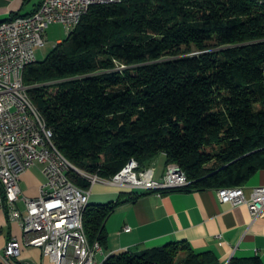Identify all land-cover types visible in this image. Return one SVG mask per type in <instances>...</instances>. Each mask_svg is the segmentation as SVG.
<instances>
[{"label": "trees", "instance_id": "1", "mask_svg": "<svg viewBox=\"0 0 264 264\" xmlns=\"http://www.w3.org/2000/svg\"><path fill=\"white\" fill-rule=\"evenodd\" d=\"M23 83L54 146L83 173L110 179L131 159L143 170L162 155L164 170L187 177L185 190L200 191L244 186L264 169V0L92 6ZM68 177L90 189L80 174ZM126 202L86 206L90 245L106 248L105 222ZM102 264L222 263L172 242Z\"/></svg>", "mask_w": 264, "mask_h": 264}, {"label": "built area", "instance_id": "2", "mask_svg": "<svg viewBox=\"0 0 264 264\" xmlns=\"http://www.w3.org/2000/svg\"><path fill=\"white\" fill-rule=\"evenodd\" d=\"M123 0H40L38 10L18 16L0 25V212L10 221H18L24 246L36 248L54 264H102L98 243L90 245L83 229L81 205L89 199L90 189L100 183L138 192L162 194L185 190L190 182L178 166L165 169L160 180L152 167L141 170L131 159L110 179L77 170L54 146L53 134L28 96L23 83L25 69L36 63L35 48L47 44L50 26L60 25L68 36L95 5H112ZM40 165L45 178L39 196L24 198L25 215L17 208L22 175ZM70 172L80 174L90 183L89 190L75 186ZM160 182H171V189L160 190ZM152 183V190H145ZM221 204L244 205L252 220L264 215V186L254 187L249 198L244 188L217 190ZM124 232H130L125 227ZM21 245L9 239L0 251V264H30L22 261Z\"/></svg>", "mask_w": 264, "mask_h": 264}, {"label": "crops", "instance_id": "3", "mask_svg": "<svg viewBox=\"0 0 264 264\" xmlns=\"http://www.w3.org/2000/svg\"><path fill=\"white\" fill-rule=\"evenodd\" d=\"M40 0H0V22L15 15L29 16L39 8ZM46 32V41L54 45L63 39ZM155 178L160 180L165 172L155 165ZM45 178L42 167L36 165L25 172L19 183L21 198L17 208L25 215L24 198L39 196ZM264 186V169L255 173L244 186L246 198L254 187ZM137 199L133 200L134 197ZM127 202L118 207L105 222L106 248L96 256L99 263L110 255L122 252L138 253L161 247L172 242H186L196 253L213 252L219 262L225 264L232 258H258L264 264V215L252 220L246 206L232 207L221 204L217 189L200 191H169L162 194L138 192L117 188L108 184L94 185L89 191V205ZM130 227V232H124ZM15 238L21 245V260L30 264H54L36 248L24 246L23 233L18 221H10L5 211L0 212V251L9 239Z\"/></svg>", "mask_w": 264, "mask_h": 264}, {"label": "rangeland", "instance_id": "4", "mask_svg": "<svg viewBox=\"0 0 264 264\" xmlns=\"http://www.w3.org/2000/svg\"><path fill=\"white\" fill-rule=\"evenodd\" d=\"M49 34H51L54 38L57 39H65L67 37L64 29L61 26H54L49 30ZM54 40L47 42V44L44 47H39V48H35L34 53H35V57H36V61L37 62H42L43 60H45V58L48 56V54L53 50L54 48ZM52 90H55V88H53ZM163 164H164V158L162 155L157 156L154 160L152 165H155L156 167V171H160L163 168ZM87 202H89V199L87 200Z\"/></svg>", "mask_w": 264, "mask_h": 264}, {"label": "bare ground", "instance_id": "5", "mask_svg": "<svg viewBox=\"0 0 264 264\" xmlns=\"http://www.w3.org/2000/svg\"><path fill=\"white\" fill-rule=\"evenodd\" d=\"M3 23H4V21L1 22L0 25L3 24ZM169 189H171V182H160V190H169ZM145 190H152V183H145ZM87 205H88L87 201H84L82 203V205H81V215H83Z\"/></svg>", "mask_w": 264, "mask_h": 264}, {"label": "water", "instance_id": "6", "mask_svg": "<svg viewBox=\"0 0 264 264\" xmlns=\"http://www.w3.org/2000/svg\"><path fill=\"white\" fill-rule=\"evenodd\" d=\"M229 262V261H228ZM228 262H226L225 264H228Z\"/></svg>", "mask_w": 264, "mask_h": 264}]
</instances>
